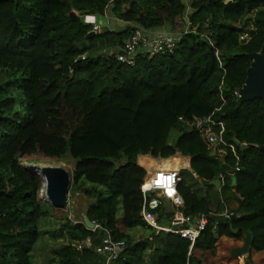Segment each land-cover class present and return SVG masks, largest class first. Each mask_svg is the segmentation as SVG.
Returning a JSON list of instances; mask_svg holds the SVG:
<instances>
[{
	"label": "trees",
	"instance_id": "trees-1",
	"mask_svg": "<svg viewBox=\"0 0 264 264\" xmlns=\"http://www.w3.org/2000/svg\"><path fill=\"white\" fill-rule=\"evenodd\" d=\"M188 1L189 28L173 51H140L127 65L98 50L121 45L134 25L146 32L164 23L176 28L187 7L183 0H0V264H33L40 218L53 206L38 197L40 174L20 161L32 153L71 157L69 190L91 197L88 217L125 240L108 264H203L195 250L212 251L222 235L244 240L247 234L246 258L254 264L249 251L264 249V148L258 146L264 143V98L239 100L235 91L250 62L246 52L258 50L264 38V0ZM107 11L128 23L86 38V15ZM250 15L254 27L247 28ZM240 33L247 38L240 40ZM107 34L115 36L98 42ZM17 97L22 108L14 109ZM222 126L225 143L214 145L209 135ZM233 137L246 146L240 149ZM176 152L189 156L177 184L184 213L211 215L220 202L236 201L229 208L234 215L208 220L189 254L187 238L156 231L139 213L146 170L137 155ZM217 178L219 188L211 183ZM139 225L153 231H129ZM61 228L69 242L54 247L49 261L99 263L92 247L72 243L94 239L97 229L82 217Z\"/></svg>",
	"mask_w": 264,
	"mask_h": 264
},
{
	"label": "built area",
	"instance_id": "built-area-1",
	"mask_svg": "<svg viewBox=\"0 0 264 264\" xmlns=\"http://www.w3.org/2000/svg\"><path fill=\"white\" fill-rule=\"evenodd\" d=\"M88 16L91 18H88ZM86 18L91 22L89 30H93L94 32L101 31V25L95 20V15H86ZM177 39L178 36L170 33L158 34L151 37L142 26L134 25L118 49L101 48L98 52L106 56H114L117 60L127 65H133L136 62V54L138 52H149L151 54L158 51L172 52ZM81 57L84 58L85 53L81 54ZM235 92L238 93V91ZM217 108L218 106L216 105L214 109ZM205 120H210V116H207ZM218 123L221 124V121H218ZM222 130L223 126L220 127L218 132H213L209 135V139L214 145L225 143L221 135ZM228 145L232 152L236 154L233 143H228ZM222 151L223 150L220 149V153ZM179 169V167L174 166H158L145 173L139 185L142 193L139 213L140 217L156 231L163 230L173 232L187 238L190 241L187 251L189 254L195 239L206 227L211 217L203 211H199L195 214H186L182 211L181 207L184 200L177 186L181 178ZM43 190L44 186L42 185L38 191V196L42 194ZM166 204H169L172 209H168ZM215 213L223 218L234 215L233 211L226 207ZM166 217L167 223H161V219ZM92 221L94 225L91 230L97 229V231H99L96 235L99 237V242L95 243L93 237L87 235L85 238L75 240L72 243L78 248L92 247L98 255H105L106 259L103 261V264H108V262L118 256L126 246L125 240L113 238L109 227L102 225L99 221L93 219ZM51 264L64 263L59 260H53Z\"/></svg>",
	"mask_w": 264,
	"mask_h": 264
},
{
	"label": "rangeland",
	"instance_id": "rangeland-1",
	"mask_svg": "<svg viewBox=\"0 0 264 264\" xmlns=\"http://www.w3.org/2000/svg\"><path fill=\"white\" fill-rule=\"evenodd\" d=\"M187 7L184 11V13L181 15L180 18H178L177 22V28H181L180 31L174 33L173 35L179 36L180 32L184 29L186 31L189 28V19L188 14L192 10V8L189 5L188 0H183ZM96 21L101 25V30L103 31L106 28H112V29H120L124 25H126L128 22L122 21L118 18H116L112 13L107 11L105 14H98L96 16ZM243 23L246 25L247 28L254 27L253 19L250 16H248ZM114 34H107L105 36H100L98 38V42H102L104 40H112L114 38ZM247 36L243 33L239 34V39L243 40L246 39ZM113 45L105 46L104 48H110ZM13 108H22V104L20 102V99L17 97V99L14 102ZM223 153V151L221 152ZM172 156H178L177 158L170 159V161H162V166L170 167L171 165L174 167H182L179 164V161L187 164V156H183L186 158H183L179 152L175 153ZM171 156V157H172ZM170 158V157H168ZM21 163L29 168V166L36 165L37 167L45 164V163H52V164H58L64 166L70 173L72 174L73 169V160L69 155H65L63 159L58 160L55 158H50L42 155L41 153H32L29 155H25L20 157ZM184 165V166H185ZM34 167V166H33ZM37 172V168H34ZM41 177V175H40ZM42 178V177H41ZM43 180V178H42ZM83 185H88V183L84 182ZM70 188V186H69ZM45 190V189H44ZM44 190L42 191V194L39 195V199L49 203L46 200V195ZM224 199V197H223ZM92 200L91 197L83 193L82 191L78 190H69L68 192V200L67 204L64 208H56V207H50L49 212L47 215L42 216L40 218V224L39 228L41 230L38 239L36 240L33 249H32V260L33 264H47L51 261H49L52 257V249L54 247H57L61 244L69 242V239L66 235V232L61 228L62 223L65 222L67 219H71L72 221H75L76 219H79L81 217L82 212H85L87 204ZM225 200V199H224ZM226 203L228 205V208L233 209L236 205V201L232 198L230 200H226ZM50 204V203H49ZM166 207L168 209H172V207L169 204H166ZM211 208H216V202L211 203ZM221 210V209H220ZM223 210V209H222ZM120 215V210L117 211V216ZM161 223L165 224L167 223V217L161 219ZM129 231L133 233H139V235L147 236L149 235L153 229L146 226H136L129 229ZM138 234H135V237L139 236ZM240 244L243 243V239H240ZM234 243L230 242V240H225L224 237H218L215 247L213 250H204L206 252V256L203 257V254L201 251L203 250H195V253H201V257H203L204 261L203 264H213V263H229L230 260H233V262H230V264H241L243 262V259L246 258V254L239 255V256H233L231 255V250L234 247ZM149 252V250H147ZM248 253V252H247ZM249 256L251 261L254 264H264V249L258 250V251H249ZM49 261V262H48Z\"/></svg>",
	"mask_w": 264,
	"mask_h": 264
},
{
	"label": "water",
	"instance_id": "water-1",
	"mask_svg": "<svg viewBox=\"0 0 264 264\" xmlns=\"http://www.w3.org/2000/svg\"><path fill=\"white\" fill-rule=\"evenodd\" d=\"M135 1V0H132ZM74 11H71L70 14L74 15ZM264 30V27H263ZM95 32L93 30H88L86 33V38L93 35ZM84 43V41L82 42ZM87 54H89L87 52ZM246 55L250 58L249 65L246 68V76L243 83L238 88V99L246 100L253 97H262L264 98V38L261 43V46L258 50L248 51ZM235 144H238L240 149H243L246 144L239 143L237 139L233 137ZM260 148H264V143L258 145ZM34 166V167H33ZM31 165L29 168L34 170L37 168V173L41 175L44 179L42 185H44L46 200L57 208H62L67 204L69 186L71 182V175L69 171L62 165L45 163L39 167L36 165ZM36 171V170H35ZM211 183H214L216 188L220 187V179H213ZM225 206L220 202V209H224ZM216 220H223L224 218L216 213L209 215ZM82 219L87 228L91 229L94 225V222L88 217L86 213H83ZM251 235L247 234L243 243L236 245L231 250V255L239 256L247 254L250 242ZM95 243L99 242V237L94 238ZM102 261H105V255H98ZM249 260L244 259L242 264H248Z\"/></svg>",
	"mask_w": 264,
	"mask_h": 264
},
{
	"label": "crops",
	"instance_id": "crops-1",
	"mask_svg": "<svg viewBox=\"0 0 264 264\" xmlns=\"http://www.w3.org/2000/svg\"><path fill=\"white\" fill-rule=\"evenodd\" d=\"M95 19H96V16H95ZM178 21L179 20H177V22ZM110 29H112V28H110ZM180 30H181V28H177V27L176 28H172L170 26V24L164 23V24L159 25V26L148 28L147 29V33H148L149 36L152 37L154 35L163 34V33H173L174 34V33L178 32ZM182 31H184V29ZM119 47H120L119 44H115V45L111 46L110 48L118 49ZM141 155H142V157H140ZM143 155H148V156L143 157ZM180 155H183V154L180 153ZM171 156L172 155H170L168 157H171ZM183 156H185V155H183ZM168 157H161V156L155 157V156H152L149 153H139L137 155V162L140 165H142L145 168L146 172H147V171L153 170L154 168H156L158 166H162L163 162H162L161 159L162 158H168ZM187 157H188L187 164L185 165L184 163H182V161L181 162L179 161L180 166L183 165L182 167H189V156H187ZM170 167H173V166L171 165ZM226 208H228V207H226ZM83 213H85V212H82L81 217H82ZM221 237H224L225 240H230V242H233L235 244L234 246L240 245V243H239L241 241L240 239H236V238L225 236V235H222ZM201 253L203 254V257L206 256V252L205 251H201ZM201 253H198L197 256L201 257V255H200ZM203 257H201L202 258V262L206 261V260L203 259ZM230 262H233V260H230L229 263H225V264H230ZM83 263H84V261H83ZM98 264H103V261L100 259ZM213 264H221V263L217 262V263H213Z\"/></svg>",
	"mask_w": 264,
	"mask_h": 264
},
{
	"label": "bare ground",
	"instance_id": "bare-ground-1",
	"mask_svg": "<svg viewBox=\"0 0 264 264\" xmlns=\"http://www.w3.org/2000/svg\"><path fill=\"white\" fill-rule=\"evenodd\" d=\"M88 18H91L90 16H88ZM30 167V166H29ZM34 171V170H33ZM35 172V171H34ZM44 180V179H43ZM44 186V185H43Z\"/></svg>",
	"mask_w": 264,
	"mask_h": 264
},
{
	"label": "clouds",
	"instance_id": "clouds-1",
	"mask_svg": "<svg viewBox=\"0 0 264 264\" xmlns=\"http://www.w3.org/2000/svg\"><path fill=\"white\" fill-rule=\"evenodd\" d=\"M222 155H223V154H222ZM222 155H221V156H222Z\"/></svg>",
	"mask_w": 264,
	"mask_h": 264
},
{
	"label": "flooded vegetation",
	"instance_id": "flooded-vegetation-1",
	"mask_svg": "<svg viewBox=\"0 0 264 264\" xmlns=\"http://www.w3.org/2000/svg\"><path fill=\"white\" fill-rule=\"evenodd\" d=\"M247 36V35H246Z\"/></svg>",
	"mask_w": 264,
	"mask_h": 264
}]
</instances>
